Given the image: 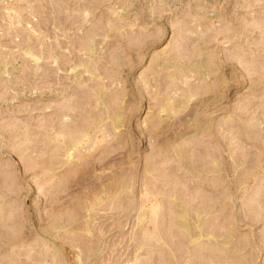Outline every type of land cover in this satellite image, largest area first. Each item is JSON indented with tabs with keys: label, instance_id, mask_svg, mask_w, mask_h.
Wrapping results in <instances>:
<instances>
[{
	"label": "rangeland",
	"instance_id": "obj_1",
	"mask_svg": "<svg viewBox=\"0 0 264 264\" xmlns=\"http://www.w3.org/2000/svg\"><path fill=\"white\" fill-rule=\"evenodd\" d=\"M0 264H264V0H0Z\"/></svg>",
	"mask_w": 264,
	"mask_h": 264
}]
</instances>
